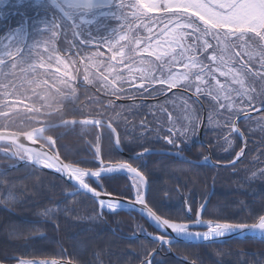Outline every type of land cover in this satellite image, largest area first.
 <instances>
[{
	"label": "flooded vegetation",
	"instance_id": "af4514ba",
	"mask_svg": "<svg viewBox=\"0 0 264 264\" xmlns=\"http://www.w3.org/2000/svg\"><path fill=\"white\" fill-rule=\"evenodd\" d=\"M40 1L42 4L47 2L46 0ZM54 9L44 10L46 13L43 15H48L54 23L57 20H63L67 23L70 21L71 18L67 13L56 12ZM38 12L39 10H36L33 13L37 15ZM19 15L24 16L21 13ZM11 16H16V13L7 15L6 19L10 21ZM5 17L0 14V21L4 22ZM72 33L74 37H77L72 29L67 30V35ZM2 36H4V30L0 32V38ZM77 41L79 44L65 45L62 49L56 47L57 53L66 58L65 68H68V75L71 72L74 74L72 83L74 92L68 94L67 101L63 102L58 109L41 112L42 117L36 113L34 107L32 108V103L19 101L22 107L15 108L16 112L20 115L30 114L31 117L28 120H25V116L19 118L22 124L17 127V131L25 133L44 127L42 135L38 136L37 139L51 149L52 152H55L65 163H71L73 166L98 170L102 166L101 161L104 165L124 162L132 164L146 181L145 185H141V189L145 193L148 207L164 219L170 218L175 222L190 223L195 215L194 213H187L186 209L188 207L198 208L200 204L206 203V210L203 209L201 214L202 220L241 223V218L234 219L229 214L234 213L231 208L233 207L241 216V172L235 170L241 164L235 165V168L229 170L230 172H220L225 168L215 165V163L227 164L241 149L239 145L241 136L236 134L237 132H232V126H226V130L219 131L222 135H218V130H212L211 128V131L208 127H204L200 134L198 125L196 132L192 133V130L188 128L193 124L187 123L189 125L186 129L189 133L185 140L179 141V135L176 131L168 133V136H171L178 145V147H173L156 130V127H162L161 121L156 119L157 117L165 124L162 127L164 131L169 132L170 127L167 125L169 122L172 125L175 123L171 121L172 115L171 120L169 119V113L172 114V112L165 105L169 98L156 93L151 96L147 93L141 95L136 92L135 87H130L127 82L123 83L124 91L120 94L124 98H120V95L110 94L109 89L105 88L104 82L97 80L95 75L98 78L101 72L106 75L105 70L109 64L113 66L122 64L118 60L111 59L114 54L108 46L82 44L79 38H77ZM129 47L133 48V46ZM97 52L100 55H95ZM130 53L132 54L129 56L133 60H126L124 64L139 63V60L134 61L139 54ZM84 74L88 76V80L92 81L89 83L90 85L85 83ZM108 80L111 81L110 77H108ZM136 84L138 85L139 82L136 81ZM158 87L160 88V85ZM85 88H89L91 92L84 91ZM27 91L32 93L29 88ZM22 96L26 97L27 94L24 92ZM86 97L90 99L95 97L100 100L108 99V102L102 105L104 113H100L99 116L85 114L82 108L85 105L84 101L87 100ZM188 98L191 103L202 110L203 105L207 108L204 98H201L200 102L193 97ZM131 99L136 102L132 105L136 104L142 107L139 109L140 115H138L137 121L135 119L137 116L133 118L134 113L131 112L133 111L131 106L123 105L131 103ZM201 102H203V105ZM157 106H165V108L158 109ZM56 114L57 118L52 116ZM119 115L125 117V126L116 122ZM196 116L197 114L194 111L188 121L191 122L193 117L196 118ZM84 118L102 121L95 126H80L77 124L78 121ZM140 118L142 119L140 120ZM167 120L168 122L165 123ZM71 121H76V123H65ZM59 123H64V125L56 128L50 127ZM109 123L117 129L115 135H107V125ZM30 125L33 126L29 127ZM152 126H155V128ZM136 127L137 132L134 133ZM171 128L174 129V127ZM239 129L241 131V123ZM47 131L50 134H47ZM224 133L226 135H223ZM117 135L121 141L120 149L122 151L117 149L115 143ZM200 135L203 142L199 141ZM229 135L232 136V140L225 149L220 144V139H228ZM156 136L159 138H155ZM68 138L74 140L75 144H73L74 141L66 142ZM47 140L49 141L47 142ZM50 140H53L51 148L49 147ZM143 147L175 154L179 153V155L151 154L139 159L133 157L134 153L141 152ZM97 148H99L98 156L96 155ZM236 148L238 150L234 152ZM203 149L206 151L205 154ZM1 150H4V152L0 154V227L16 230L14 240H5L9 247L6 249V253L2 255L4 259L13 262L21 260H56L59 264H144L146 260L150 261V264H184L182 261L168 255L170 248L178 256L196 263L194 255L184 253L188 244L168 243L169 238L153 228L138 213L128 210L113 213L107 209H102L97 201L86 194L73 193L77 190L76 187L63 180V184L54 180L49 181L51 190H54L53 185L55 184L62 189L59 192L62 196L57 199L54 196H49L48 202L51 204L48 207V216L42 220L38 219L36 176L40 170L30 164L22 163L23 160L28 159V155L24 152L11 151L10 147L5 145L0 146ZM180 156H183L184 159H180ZM86 179L91 187L97 188V191L101 190L97 187L94 179ZM230 180L237 181V183L231 184L229 183ZM134 182V177L120 175L111 179H101L99 184L103 186L107 193L111 194V197L125 200L132 197ZM231 185L232 188H230ZM149 187L151 188L150 193L148 192ZM102 196L109 197L103 194ZM65 200L67 205L64 204L62 212L67 207V214L64 213L66 221H62H65L67 228L60 231L61 217H58V212L54 214V210L59 209V205H63L60 202ZM72 201H75V203H71ZM55 202L59 204L58 207L57 204H54ZM88 204L93 206L94 212H89ZM235 205L238 206L235 207ZM73 206L78 209L77 219L71 213ZM220 207L230 208L226 211L227 214L219 215L216 211ZM123 208L127 209L128 205H124ZM182 208L183 211H181ZM206 212L207 215L204 217ZM182 213L185 216H182ZM92 215L94 217L90 219ZM41 221L47 222L48 228L45 231L38 230V224ZM144 233L164 237L165 244L147 239ZM253 238L264 241V238L255 236L209 245L223 246L233 240L241 241ZM43 247H45L44 250ZM21 250L27 251L30 257H20L21 253L10 254L14 251L21 252ZM153 251L155 253L151 257ZM211 260H213L212 255H209L210 264L213 262Z\"/></svg>",
	"mask_w": 264,
	"mask_h": 264
},
{
	"label": "snow or ice",
	"instance_id": "6c2138e0",
	"mask_svg": "<svg viewBox=\"0 0 264 264\" xmlns=\"http://www.w3.org/2000/svg\"><path fill=\"white\" fill-rule=\"evenodd\" d=\"M119 9L122 10L125 7H134L137 9L141 16H147L153 10H159L162 16L158 22L163 23L164 26L160 28L157 35V39L154 43L148 42L143 47V52L149 56H154L155 60L159 64L154 63L151 60L141 59L139 63L142 67L137 68L135 71L131 64H124L125 60L131 59L129 55L124 53L122 49L126 45H120L116 49V53L111 57L127 68L128 75L124 76L121 72L116 71L115 67L111 64L108 65L110 72L116 74L109 81L108 77L101 72L100 79L104 81L105 88L110 89V94L120 95L123 93V83L131 81L130 87H135L136 92L143 95L147 93L152 95L153 93L162 94L166 90L173 88H187L191 89L195 87L197 94H202L207 91V94L212 96L214 100H219L221 96L224 99L229 100L232 93H235L238 97H243L248 94V90L243 87L244 81L242 79V73L247 74L252 70L245 64L241 63L239 67H234L233 63L237 57H241L242 52H236L234 49L237 47V42L241 49L250 47L249 41L255 43L257 38L260 42H264V0H146L144 6L141 5L140 0L134 5H125L124 0H114ZM91 5L87 0H72L69 7L75 9L88 8ZM136 13H134L135 15ZM71 15V12L67 13ZM123 15L122 11L118 19L120 20ZM198 17V19H196ZM151 19V17H149ZM167 23H164V21ZM75 27V24H71ZM60 27V24L54 25L50 32L52 37L56 36V29ZM123 28L121 27V31ZM151 32V29H149ZM117 32V31H116ZM115 36V35H114ZM247 38V39H246ZM19 40H23L19 38ZM119 40L128 41L127 34L120 35ZM215 41V44L212 43ZM108 48H113L111 40H106ZM131 43V41H128ZM82 44H88L90 41L81 40ZM118 43V41H117ZM137 45H139V38L136 39ZM209 49L212 51L209 53ZM130 52L139 51L138 48H130ZM23 52L21 47L16 48V52L10 53V55H19ZM251 58L252 53H246ZM30 55V53L28 54ZM28 55L20 57V63L24 64L28 61ZM100 55V53H95ZM261 56L264 58V45H261ZM203 57V59L201 58ZM207 61V62H205ZM4 61L0 60V64ZM57 63H61L57 61ZM181 64L186 70L180 74L173 73L172 68L175 65ZM16 64L13 63V67ZM167 68V74H164V70ZM247 69V72H245ZM195 70V72H193ZM159 71V75L157 72ZM138 73V75H137ZM219 76L225 77L226 82H221L217 78ZM67 74V73H66ZM194 77V79H193ZM137 79L140 81L136 84ZM264 79V77H262ZM85 80H88V76L85 75ZM209 81H213L214 84H209ZM230 81V82H228ZM119 82V83H118ZM67 86V81H65ZM160 85V88H155V85ZM201 85L207 86L202 88ZM233 85H240L239 88L233 87ZM166 86V88H165ZM142 90V91H141ZM254 97L249 96V102ZM261 104L264 105V100H261ZM220 108H231L229 103L227 106L223 103L219 105ZM169 119L171 120V113H169ZM75 124L76 121L65 122ZM85 124H100L99 120H85ZM146 127V125H144ZM195 123H193V128ZM107 135L112 136L117 133V129L112 127V124L107 125ZM172 128L169 129L171 133ZM234 131L239 133V129L235 128ZM38 135L32 134L28 139L35 140ZM164 139L168 144L173 147H178L176 142L171 136H166ZM121 141L117 135L116 145L119 148ZM25 152H30V160H34L38 164H42L46 168H54L55 171L63 175L67 180L74 182L78 189L85 194H91L96 199L102 209H107L110 212H118L120 210L134 211L137 207L140 208L142 214H144L159 231H163L165 235L168 234L170 229L173 236L169 238L168 243L179 241H210L217 238H222L233 233H253L260 232L261 238H264V208L251 210L253 218L258 216V222L256 223H231V222H213L211 220L204 221L200 219V210H206L205 204H200L198 208L188 207L187 213H194L195 220L189 222H173L169 219H162L160 215H157L152 208L148 207L145 200V193L141 189V185H145L146 181L139 173L136 167L132 164L124 162L114 165H104L101 161V167L98 170H89L78 166H73L71 163H63L58 157L49 155L44 152H37L30 149H24L23 145L18 146ZM49 147H52L49 142ZM153 149L143 147L139 153H134L135 158L139 159L145 154L153 152ZM239 153L238 155H241ZM96 155H99V148L96 149ZM179 155V153H176ZM184 159L183 156L179 157ZM23 159V157H21ZM210 163V162H209ZM264 174V173H262ZM120 175H128L134 177V191L130 199L118 200V199H101L103 195L111 197L110 193H107L103 189V186L99 184V181L104 178H115ZM94 179L97 187L101 190L97 191V188L91 187L87 182V179ZM148 192H151V188H148ZM127 204L128 208L124 209L123 206ZM183 211V208L181 209ZM204 226L206 231H191L197 226ZM143 231V229H141ZM149 235L148 233H144ZM153 240L159 239L161 244L164 243V237H152ZM19 264H48L47 261H34V260H21ZM51 264H59L58 261L52 260ZM144 264H150V261H144Z\"/></svg>",
	"mask_w": 264,
	"mask_h": 264
},
{
	"label": "rangeland",
	"instance_id": "374dc122",
	"mask_svg": "<svg viewBox=\"0 0 264 264\" xmlns=\"http://www.w3.org/2000/svg\"><path fill=\"white\" fill-rule=\"evenodd\" d=\"M46 1V4H42L40 0H0V14H2L3 17L6 16L4 20L7 18V15L12 14L13 12L29 14L33 13V11L39 10L38 18L27 20V29L29 30L28 35H25L26 31L23 22H20L16 27L5 28V21H0V32L4 30V36L0 38V60L4 61L3 64H0V116L4 120H0V122L9 120L7 123L10 124V122L13 121V116L17 118L25 116V120L30 119V114L20 115L16 112L15 108H18L20 106L19 101L30 100L31 103L34 102V105L40 107L42 110L54 111L58 109L63 102L67 101V96L69 93L74 92L72 88L74 74L71 72L68 75V68H65L66 58L61 57L57 53V46L59 45V40L57 42L56 38L57 34L55 37H52V34L50 32L51 28L56 24L50 19V17H48V15H43L44 13H46L44 10L55 8V4L48 0ZM31 2H33V4H31ZM87 2L91 5L90 7L75 9L74 7H69L72 3V0H58V3L63 8L65 13L71 12V15H68L71 18L68 23L65 21L62 22L63 20H60V22H62L68 30L72 29L77 34L76 38L90 41V43L86 45L107 46V43L105 41L111 40V42L113 43V48L111 49L113 54H115L116 49L123 44L126 46L122 49V51L127 55H131L132 53H130L129 51V46H133V49H139V51L133 52L134 55L139 54V56L134 61H140L141 59H143L151 60L154 63L159 64V62L155 60L154 56H149L147 53L143 52V47L146 43H154L158 38L157 35L153 34H158L160 28L164 26L163 23L158 22L159 18L162 16V13L159 10H153L151 13H148L147 16H141L138 13L137 9L134 7H125L124 9L120 10L118 5L115 4L114 0H87ZM136 2L137 0H124L125 5H134ZM140 3L142 6H144L146 0H140ZM41 8L44 9L40 10ZM54 11L58 12L56 9H54ZM121 11L123 15L119 20L118 17L120 16ZM134 13L136 14L134 15ZM149 17H151V19H149ZM196 19H198V17ZM72 23H74L77 28L72 27ZM164 23H167V21L165 20ZM121 27L123 28L122 31ZM149 29H151V32L149 31ZM57 30L58 29H56V31ZM85 33L87 34V37H84L83 34ZM124 34H127L128 41H131V43H129L128 41L119 40V36ZM26 36V40L28 39L27 43H25ZM19 38H22L23 40L21 41L19 40ZM137 38H139L140 41L139 45H137L136 43ZM69 40H67V43L65 45L72 44ZM212 43L215 44V41H212ZM249 45L250 47L241 49V47L239 46V42H237V47L234 49V51L242 52L244 54H242L241 57H237L233 63L234 67H239V65L243 62L247 64L252 70L250 73L241 74L244 81L243 87L248 90L247 95L238 97L235 93H232L229 100H226L223 96H221V98L217 101L214 100L212 96L208 95L207 91L202 94H197L195 91V87H192L191 89L182 88L187 92L191 91L193 94L202 96L201 98L205 99L207 103L205 113L201 108L191 103L189 101V98L181 92L174 93L172 97H170L168 101L165 102V105L168 106L169 111L172 112L171 121L175 122L173 125L170 124V122L167 125L170 128L174 127V129L172 128L173 132H177V134L179 135V141L185 140V137L188 136L187 134L189 133V131L186 128H188V125L190 123H195L194 128L193 126L188 128L192 130V133L196 132L198 125L199 130L202 126L203 128L208 127L210 130L211 128L212 130H218L219 135L221 134L219 133V131L226 130V126H232L231 130H233L232 123L236 116L240 115V113L248 112L255 107L257 108L262 106L261 100H264V79H262V77H264V58H262L261 56V45H264V42H260L257 38L255 43L249 41ZM17 47H21L23 49V52H21L19 55H10V53L14 54L16 52ZM211 51L212 50L209 49V53ZM247 52L252 53L251 58H249V56L246 54ZM29 53L30 55H28ZM25 55H28V61L27 63L21 64L19 62L20 57ZM201 58L203 59V57ZM57 61H60L61 63L58 64ZM13 63L16 64L15 67H13ZM128 64L132 65L134 71L137 68L142 67L140 63ZM114 67L116 71L121 72L122 75H128L127 68H125L124 65H115ZM88 71L93 72L91 70ZM105 71L107 77H110V80H112V77L116 73L110 72L108 66L106 67ZM172 71L173 73L180 74L182 72H185L186 70L182 67L181 64H178L172 68ZM193 72H195V70H193ZM245 72H247V69H245ZM66 73L67 75H65ZM159 74L160 73L158 71L157 75ZM164 74H167V68H165ZM95 77H97V80H101L102 82H104L102 79L98 78L97 75H95ZM217 78L220 79L221 82H226V78L219 76L218 73ZM65 81H67V86ZM137 81L140 82L138 79ZM85 83L89 84L87 80ZM127 83L130 85L131 81H128ZM209 84H214V82L209 81ZM158 86L159 85L157 84L154 87L159 88ZM201 87L206 88L207 86L201 85ZM233 87L239 88L240 85H233ZM28 88L32 90V93L27 91ZM84 91L91 92L89 88H85ZM24 92L27 94L25 100H17L18 98H22V94ZM249 96L254 97V99H252L250 102ZM120 98H124V96L120 95ZM86 99L87 100L84 101L85 105H83L82 108L85 114L99 116L100 112H97L95 106L87 107V104H90L92 106L93 104L92 102H88L89 100H91L89 97H86ZM92 99L97 100V98L95 97H92ZM221 103L225 104L226 106L231 103L232 107L220 108L219 105ZM123 105L127 107L131 106V110H133L131 112L134 113L133 118L137 116L135 117L137 121L139 117L138 115H140L139 109L142 108L141 105H132V103ZM85 108H87V110ZM157 108H165V106H157ZM7 111H9V113H6ZM194 111L197 116L196 118L193 117L190 122L188 120L191 114L194 113ZM102 113L104 112H101V114ZM3 114H8L6 117L7 119L4 118ZM141 119L142 118H140V120ZM156 119L161 121L162 127L165 126V124L162 123L161 119H159L158 117ZM116 122L121 123V125L125 126V117L119 115L116 118ZM167 122L168 120L165 123ZM134 124L136 123L134 122ZM243 125L245 126V128L243 127ZM152 127L155 128V126ZM162 127H156V130H158V132L162 134V137L168 136V133L170 132L162 130ZM243 129L247 134H239L234 132L241 136V140L239 139L241 150L243 139H245L246 150L251 149L252 151L254 147H256V149L260 147V151L256 152L253 155L251 154L250 156H246V159L241 162V160L244 158V153L242 158H240V162H238L241 165L238 166L235 170L236 172H241V180L243 181L248 180H245L247 173H250L249 179L251 180L255 178V180L264 181V174H262L264 173V115L260 113L250 118L244 119L241 125V131H243ZM135 132H137V127L135 128L134 133ZM236 134H234V136H236ZM223 135H226V133H224ZM155 138L159 137L156 136ZM231 140L232 136L229 135L228 139H220V144L226 149ZM48 141L49 140H47V142ZM50 142L53 143V140H50ZM254 159H258L260 163L257 162V160L253 161ZM223 168L230 170L232 168H235V165ZM230 182L231 180L229 181V183ZM19 262L20 261H18L17 263Z\"/></svg>",
	"mask_w": 264,
	"mask_h": 264
},
{
	"label": "trees",
	"instance_id": "16d2710c",
	"mask_svg": "<svg viewBox=\"0 0 264 264\" xmlns=\"http://www.w3.org/2000/svg\"><path fill=\"white\" fill-rule=\"evenodd\" d=\"M28 16L29 20H32L33 18H38V15H34V13H24V16ZM11 20H4L5 21V28H11V27H16L20 22L24 23V17L20 16L19 13L16 14V16H11L10 17ZM60 24L61 27V35H60V40H59V49H62L65 47V44L67 43V40H69L71 43L74 44H79L77 41V38L73 36V33L69 36V34L67 35V28L64 26V24L62 22H58ZM58 32V30L56 31ZM84 37H87V34H83ZM58 37V33L56 38ZM55 38V41H56ZM102 91V90H101ZM92 100V101H91ZM88 102H92L93 106L90 104H87V107H96L97 112H103V107L102 105L106 102H108V99H91ZM28 103H30L31 101L27 100ZM32 105H34V102L32 103ZM87 110V108H85ZM16 110V109H15ZM15 112V111H14ZM260 114V113H259ZM262 114L264 115V112H262ZM53 117L57 118V114L56 115H52ZM83 116V115H82ZM80 116V117H82ZM6 118V117H4ZM13 121L9 123H7L9 120H5L4 122H0V128H9V129H13V130H18L17 127L20 126L22 123L19 121V117H15L13 116ZM7 119V118H6ZM0 120H4L1 116H0ZM243 122V121H242ZM241 122V125H242ZM33 125H30L29 127H32ZM243 127L245 128V126L243 125ZM58 130V129H57ZM56 131V130H55ZM243 132L245 134L246 131L243 129ZM47 134H50L47 131ZM72 136V135H71ZM73 142L74 140L71 139H67L66 142ZM250 143V142H249ZM73 144H75V141L73 142ZM260 147H258L256 149V147H254L251 151L247 150V152L244 155V158L241 160V162L246 159V156H250L251 154H255L256 152H259ZM238 150V148H236L234 150V152H236ZM201 153V152H200ZM203 153L205 154L206 151L203 149ZM202 153V154H203ZM203 154V155H204ZM233 156V155H232ZM230 156V158L232 157ZM260 163V161L258 159H254L253 161H256ZM222 171V170H221ZM223 171H229V169H225ZM38 175L36 176V181H37V185H36V189H37V203H38V219H43L46 218L48 216V207L51 204L50 202H48V197L49 196H54L57 198H60L62 196V194L59 192H61V188L58 185H53V189L51 190L50 188V184L49 181L50 180H54V181H58L61 184H63L64 182L55 177V176H51L50 174L47 173H42L40 171H38L37 173ZM250 173H247V176L245 177L246 181L241 180V216H239L240 213H238L237 211H235L232 208V210L234 211V213H229L231 214V218L234 219H239L241 218V222H246V223H253L256 222L258 220V216L254 219L253 218V214L251 210H256L258 211L261 208H264V181H260V180H255V178H253V180L249 179ZM242 179V178H241ZM253 181H257V182H253ZM231 184L233 183H237V181H231ZM50 188V189H49ZM232 188V185L231 187ZM91 202V201H90ZM60 203L62 204H57V202H55L54 204H57L60 206V208L57 210H54V214H57V212L59 213L58 217H61V226H59V230L62 231L63 229H66V216H64V213L67 214V207L64 210V212H62V207L64 206V204L67 205V201H62ZM71 203H75V201H72ZM78 205V204H76ZM238 205H235V207H237ZM93 206L88 204V209L89 212H94ZM230 207H220L219 209H217V214L219 215H224L227 214V210ZM73 210H71L72 216H74L75 219L78 218V209L72 208ZM70 212V210H69ZM264 214V213H261ZM207 215V212L204 213V217ZM182 216H185L184 213H182ZM92 217H94V215H92L90 217V219H92ZM62 220H65L64 222ZM74 223H76L74 221ZM48 228L47 222L41 221L38 224V230H46ZM16 236V230L14 228H5V227H0V262L3 263H7V264H11L13 263L12 260L9 259H4V257H2V255H4L6 253V249L9 247V244H7L5 242V240H14ZM22 237V236H21ZM250 239V240H233L231 242H229V244H225L223 246H217V245H187V249L184 250L185 254H190V255H194V257L196 258V263L197 264H210L209 263V255H212L213 261L212 264H264V241L260 240V239ZM45 249V247H43V250ZM14 253H21L20 257H30L29 253L25 250H21V252L19 251H14L10 254H14ZM9 254V253H7Z\"/></svg>",
	"mask_w": 264,
	"mask_h": 264
},
{
	"label": "water",
	"instance_id": "95a60500",
	"mask_svg": "<svg viewBox=\"0 0 264 264\" xmlns=\"http://www.w3.org/2000/svg\"><path fill=\"white\" fill-rule=\"evenodd\" d=\"M175 90L176 89L169 90L168 93H171L172 91H175ZM261 111H264V108H257L255 110H252V111L248 112V113H245V114H242V115L238 116L235 119L234 123H233V130L235 128H238V123H239L240 120H242L243 118L252 116V115H254V114L258 113V112H261ZM60 125H62V123H59V124H56V125H51L50 127L53 128V127H57V126H60ZM202 125H203V123H202ZM202 127H201V131H202ZM31 135H32V131L26 132V133H19V132L9 131V130H0V144H6L9 147H11L12 149H14V148L20 149L18 146L19 145H23L24 149H30V150H34V151H37V152L48 153L49 155H53V156L58 157V159L61 162L65 163L58 155H56L54 152H52L46 146L42 145L37 140V138L35 140H29L28 138ZM200 138H201V135H200ZM20 150H22V149H20ZM245 151H246V141H245V139H243V152L241 154V158H242V156H243ZM26 153H30V152H26ZM8 154H10V153H8ZM149 154H174V155H176L175 153L167 152V151H163V150H154L153 152H151ZM145 155H148V154H145ZM28 157H29V154H28ZM133 157H135V156L133 155ZM239 159H240V157L238 156L234 161H232V162H230L228 164L215 163V165L221 166V167H228V166H231V165H234L235 163H237L239 161ZM22 163L30 164V165L36 167L37 169H40V170L45 171V172H49V173H51L53 175H56V176L60 177L61 179H63L67 183H69L70 185L76 187L77 190L75 192H73V193L82 192V191H80L78 189V186L74 182H71V181L67 180L63 175L57 173L54 168H46L42 164H38L34 160H30L29 158L27 160H23ZM87 195H89L91 198H93L91 196V194H87ZM100 198L101 199H109V198L116 199V198H113V197H103V196H101ZM94 200L97 201L96 199H94ZM125 205H127V204H125ZM134 211L137 212L138 214H140L142 217H144L154 227L153 223L144 214H142V212L140 211L139 207H137L136 210H134ZM202 212H203V209L200 210V219H201ZM197 227H204V226L201 225V226H197ZM154 228L157 229L156 227H154ZM160 232H162L164 234L163 231H160ZM259 233L260 232H253V233H247L246 232V233H243V234H241V233H233V234L227 235L225 237L217 238L215 240H210V241H195L194 240V241H190V242H185V241H179V242H185V243H190V244L220 243L222 241L231 240L233 238H243V237H247V236H251V235L259 234ZM166 236H168V237H172L173 236V233L171 232L170 229L168 230V234ZM146 237L149 238L152 241L160 242L159 239L153 240L152 239L153 235H146ZM155 237H159V236H155ZM164 244H165V241H164ZM154 253L155 252L151 253V257H152V255H154ZM168 254L173 256V257H175L176 259L184 262L185 264H192V263H190L187 260H184V259H181V258L177 257L172 251H169ZM34 261L39 262V261H47V260H34ZM47 262H48V264H51V261H47ZM0 264H3V263H0ZM17 264H19V263H17Z\"/></svg>",
	"mask_w": 264,
	"mask_h": 264
},
{
	"label": "bare ground",
	"instance_id": "6f19581e",
	"mask_svg": "<svg viewBox=\"0 0 264 264\" xmlns=\"http://www.w3.org/2000/svg\"><path fill=\"white\" fill-rule=\"evenodd\" d=\"M34 133L41 134V132L39 130L32 132V134H34ZM38 136H40V135H38ZM29 154L31 155V153H29Z\"/></svg>",
	"mask_w": 264,
	"mask_h": 264
}]
</instances>
